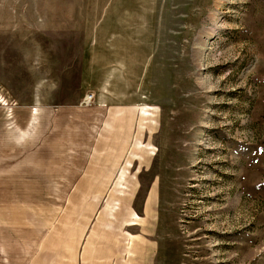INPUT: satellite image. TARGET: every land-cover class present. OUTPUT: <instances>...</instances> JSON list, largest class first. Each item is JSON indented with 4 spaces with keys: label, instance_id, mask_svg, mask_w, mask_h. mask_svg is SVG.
I'll use <instances>...</instances> for the list:
<instances>
[{
    "label": "rangeland",
    "instance_id": "1",
    "mask_svg": "<svg viewBox=\"0 0 264 264\" xmlns=\"http://www.w3.org/2000/svg\"><path fill=\"white\" fill-rule=\"evenodd\" d=\"M3 1L4 264H264V0Z\"/></svg>",
    "mask_w": 264,
    "mask_h": 264
},
{
    "label": "crops",
    "instance_id": "2",
    "mask_svg": "<svg viewBox=\"0 0 264 264\" xmlns=\"http://www.w3.org/2000/svg\"><path fill=\"white\" fill-rule=\"evenodd\" d=\"M128 16L129 19L124 16L123 11L118 7L113 10L111 2L106 6L103 1L101 6L94 9L92 11L91 23L82 30V50L87 43H89L90 50L89 54L84 50L83 57L87 58L88 56H91L93 58L106 59L113 55L123 57V52H126V49L129 52L130 43L133 40L131 39L130 34L137 35L138 26L137 22H135L136 25L133 26L134 29H132L130 33V20L132 17H137V14L130 11ZM15 18H18L17 8L13 11L12 6H9L7 2L0 0V26L12 25V21ZM134 41H137V39H134ZM2 184V167H0V201L2 197ZM3 246L2 205L0 202V264H4ZM14 250H16V248Z\"/></svg>",
    "mask_w": 264,
    "mask_h": 264
},
{
    "label": "built area",
    "instance_id": "3",
    "mask_svg": "<svg viewBox=\"0 0 264 264\" xmlns=\"http://www.w3.org/2000/svg\"><path fill=\"white\" fill-rule=\"evenodd\" d=\"M93 94L91 92L85 93L83 96V102L88 103L92 99Z\"/></svg>",
    "mask_w": 264,
    "mask_h": 264
},
{
    "label": "bare ground",
    "instance_id": "4",
    "mask_svg": "<svg viewBox=\"0 0 264 264\" xmlns=\"http://www.w3.org/2000/svg\"><path fill=\"white\" fill-rule=\"evenodd\" d=\"M210 30H211V29H210ZM202 34H204V33H202ZM204 35L206 36V34H204ZM202 42H203V41H202ZM198 55H199V54H198ZM198 58H199V57H198ZM199 60H200V59H199ZM199 60H198V61H199Z\"/></svg>",
    "mask_w": 264,
    "mask_h": 264
}]
</instances>
